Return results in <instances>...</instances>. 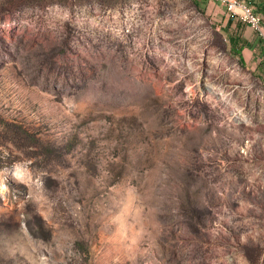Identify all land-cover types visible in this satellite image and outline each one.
Instances as JSON below:
<instances>
[{
    "label": "rangeland",
    "instance_id": "1",
    "mask_svg": "<svg viewBox=\"0 0 264 264\" xmlns=\"http://www.w3.org/2000/svg\"><path fill=\"white\" fill-rule=\"evenodd\" d=\"M252 32L212 0H0V264H264Z\"/></svg>",
    "mask_w": 264,
    "mask_h": 264
},
{
    "label": "built area",
    "instance_id": "2",
    "mask_svg": "<svg viewBox=\"0 0 264 264\" xmlns=\"http://www.w3.org/2000/svg\"><path fill=\"white\" fill-rule=\"evenodd\" d=\"M225 5L227 10L242 23L250 25L264 37V16L248 0H216Z\"/></svg>",
    "mask_w": 264,
    "mask_h": 264
},
{
    "label": "crops",
    "instance_id": "3",
    "mask_svg": "<svg viewBox=\"0 0 264 264\" xmlns=\"http://www.w3.org/2000/svg\"><path fill=\"white\" fill-rule=\"evenodd\" d=\"M212 1H216V0H212ZM253 6H254V8L258 11V12H260L263 16H264V0H248ZM218 2H220V1H218ZM225 6V5H224ZM244 25H245V36L247 37V38H249L251 35H252V30H254L250 25H247V24H245V23H243ZM252 28V29H251ZM237 31V30H236ZM255 31V30H254ZM249 32V36H247L246 35V33H248ZM255 33H256V35H258L257 36V39L258 40H260L259 42L260 43H258L257 41H256V43H258L259 44V47L261 48L260 50V52H261V55H262V58L264 57L263 56V48H262V45H263V43H264V37H262L261 35H259V33H257L256 31H255ZM256 39V40H257ZM244 42H246L245 40H243ZM247 44V45H246ZM245 45H246V47L245 48H249V46H248V42H246L245 43ZM244 48V49H245ZM244 49H243V52H244ZM246 59V58H245ZM262 60V59H261Z\"/></svg>",
    "mask_w": 264,
    "mask_h": 264
},
{
    "label": "trees",
    "instance_id": "4",
    "mask_svg": "<svg viewBox=\"0 0 264 264\" xmlns=\"http://www.w3.org/2000/svg\"><path fill=\"white\" fill-rule=\"evenodd\" d=\"M228 24L232 25V19H229ZM230 33V42H231V49L234 53L239 55L240 60L243 63H246L245 56L243 54V49L246 47L245 42L241 39V37L233 30L229 31Z\"/></svg>",
    "mask_w": 264,
    "mask_h": 264
}]
</instances>
